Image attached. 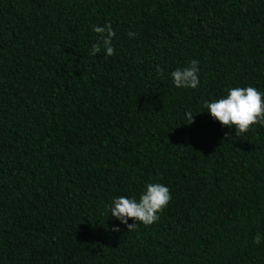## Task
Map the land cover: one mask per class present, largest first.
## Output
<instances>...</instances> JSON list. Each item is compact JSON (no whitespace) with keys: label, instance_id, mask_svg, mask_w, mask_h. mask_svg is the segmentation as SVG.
<instances>
[{"label":"trees","instance_id":"16d2710c","mask_svg":"<svg viewBox=\"0 0 264 264\" xmlns=\"http://www.w3.org/2000/svg\"><path fill=\"white\" fill-rule=\"evenodd\" d=\"M249 86L264 0H0V264H264V126L203 107ZM148 183L172 199L128 232L110 205Z\"/></svg>","mask_w":264,"mask_h":264},{"label":"clouds","instance_id":"9594fccd","mask_svg":"<svg viewBox=\"0 0 264 264\" xmlns=\"http://www.w3.org/2000/svg\"><path fill=\"white\" fill-rule=\"evenodd\" d=\"M92 29L98 34V40L92 45L90 54L96 55L103 50L108 57L113 56L115 53L112 40L115 37V31L111 23L106 22L103 26L93 25ZM128 35L133 37L136 33L129 32ZM198 63L197 60H192L189 67L177 68L171 72L176 88L195 89L198 87L200 83ZM156 71L163 76L162 68L157 66ZM203 107L222 126L234 127L237 135L249 131L255 124L264 126V93L255 87H232L225 97L211 102L205 100ZM185 116L189 121L188 124L194 122V115L191 111ZM171 199V192L167 186L161 183H148L138 200L125 196L114 198L109 211L111 216L125 225L129 232L137 226V223L148 226L157 222L160 219L158 214L167 207ZM129 219L134 223L129 224ZM112 231L118 232L120 228L113 226Z\"/></svg>","mask_w":264,"mask_h":264}]
</instances>
